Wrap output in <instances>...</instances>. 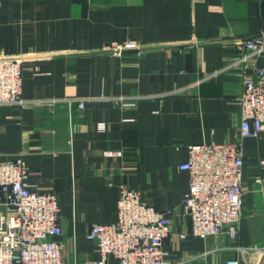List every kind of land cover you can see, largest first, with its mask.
Segmentation results:
<instances>
[{"label":"crops","instance_id":"obj_1","mask_svg":"<svg viewBox=\"0 0 264 264\" xmlns=\"http://www.w3.org/2000/svg\"><path fill=\"white\" fill-rule=\"evenodd\" d=\"M260 35L264 0H0V57L22 59L24 101L0 106V164L21 155L31 189L55 196L63 264L99 259L86 234L115 223L121 187L172 209L168 262L264 264V130L241 140L234 239L192 235L190 178L178 167L192 145L238 141L240 70L222 69ZM125 41L146 54L109 52ZM252 62L264 66V55ZM5 220L0 206V231Z\"/></svg>","mask_w":264,"mask_h":264},{"label":"built area","instance_id":"obj_2","mask_svg":"<svg viewBox=\"0 0 264 264\" xmlns=\"http://www.w3.org/2000/svg\"><path fill=\"white\" fill-rule=\"evenodd\" d=\"M108 50L118 57L128 51L138 56L146 54L145 48L134 41L114 44ZM263 55L264 35L246 39L240 42L239 55L222 69L240 70L242 92L236 99L240 113L238 141L192 145L188 148L187 161L178 166L190 178L183 210L190 220L193 236L203 239L222 233L232 239L237 236L244 195L241 140L264 130V66L250 63ZM21 64L19 57H0V106L24 103ZM78 105L83 108L85 101L80 100ZM105 155L116 157L122 153L107 151ZM28 178L21 155L0 164V206L6 218L0 231V264H63L62 247L56 240L61 234L57 200L53 194L33 191ZM173 216L172 209L160 211L142 200L139 192L121 187L115 223L92 225L86 234L96 245L99 259L84 264H108L109 259L114 264H176L166 260L162 248ZM238 251L241 259L245 258L244 249ZM225 264L248 263L236 257Z\"/></svg>","mask_w":264,"mask_h":264}]
</instances>
